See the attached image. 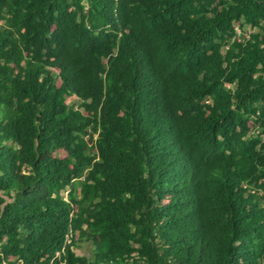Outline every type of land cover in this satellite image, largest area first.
Here are the masks:
<instances>
[{
	"label": "trees",
	"instance_id": "16d2710c",
	"mask_svg": "<svg viewBox=\"0 0 264 264\" xmlns=\"http://www.w3.org/2000/svg\"><path fill=\"white\" fill-rule=\"evenodd\" d=\"M0 264H264V0H0Z\"/></svg>",
	"mask_w": 264,
	"mask_h": 264
},
{
	"label": "rangeland",
	"instance_id": "374dc122",
	"mask_svg": "<svg viewBox=\"0 0 264 264\" xmlns=\"http://www.w3.org/2000/svg\"><path fill=\"white\" fill-rule=\"evenodd\" d=\"M238 32H239V34H241L240 29H238ZM246 32H247V33L250 32V28H249V27H246ZM68 100H69L70 102H74L76 99L70 97ZM77 184L80 185V184H81V181H80V180L77 181ZM89 247H90V246H89L87 243H86V244H82L81 247L76 248V252H77V254H79V255L89 254Z\"/></svg>",
	"mask_w": 264,
	"mask_h": 264
}]
</instances>
